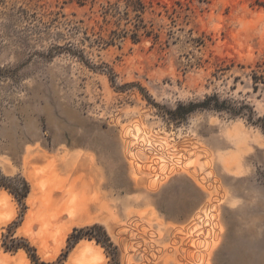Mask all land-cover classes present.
I'll use <instances>...</instances> for the list:
<instances>
[{"label": "rangeland", "instance_id": "rangeland-1", "mask_svg": "<svg viewBox=\"0 0 264 264\" xmlns=\"http://www.w3.org/2000/svg\"><path fill=\"white\" fill-rule=\"evenodd\" d=\"M261 62L264 0H0V264H264Z\"/></svg>", "mask_w": 264, "mask_h": 264}, {"label": "trees", "instance_id": "trees-1", "mask_svg": "<svg viewBox=\"0 0 264 264\" xmlns=\"http://www.w3.org/2000/svg\"><path fill=\"white\" fill-rule=\"evenodd\" d=\"M79 2L81 1H84V0H78ZM132 3V2H130ZM135 4H137L139 7L143 8L142 7V4L140 2H134ZM14 12V11H13ZM18 15V17L20 19H24V20H27V27L30 29V31H36V30H39V29H43L45 31V33L47 34H50L51 32H49L50 28H53V27H56L55 24L57 23V20L56 19H51L47 22H44L43 21V18L40 17H36V15L33 13V14H29L27 10L23 9V8H19L16 12H14ZM74 31H77L78 28H75L73 27L72 29V32ZM62 34L60 32H56V34H54L55 37H59L61 36ZM135 39V37L133 38ZM102 41V40H101ZM100 44V43H98ZM67 46H69L70 48H72V45L71 44H68ZM65 47V46H64ZM259 68L261 69V71L263 72L264 71V62H261L260 65H259ZM254 83H256V80H257V83L258 81L263 83L264 81V78L263 76H254ZM254 90H257V86L255 84L254 86ZM209 100H213V104H210L209 103ZM203 105L205 106H209V105H213V108L216 109V110H220V109H226L225 108V105L224 104H219L217 102V99L213 98V99H208L206 102L203 103ZM196 106H192L191 109H194ZM228 109V108H227ZM192 111V110H190ZM8 180L6 177H3L1 174H0V189L1 188H4V189H7L9 190V192L13 195H15L18 200H23L28 192H29V188H28V185L27 183L24 181V180H20V184H16L15 186H13L10 190L9 186H7V184H5V181ZM82 230H79L76 232L75 234V238L77 237V239L79 238V234H81ZM91 238V237H90Z\"/></svg>", "mask_w": 264, "mask_h": 264}, {"label": "bare ground", "instance_id": "bare-ground-1", "mask_svg": "<svg viewBox=\"0 0 264 264\" xmlns=\"http://www.w3.org/2000/svg\"><path fill=\"white\" fill-rule=\"evenodd\" d=\"M141 128V127H140ZM144 130V129H143ZM134 131H136V130H134ZM133 131V132H134ZM145 133V132H144ZM139 137H141L140 135H139V133L138 132H135L134 134H133V139H135V140H138L139 139ZM141 140V139H140ZM136 143H134V145H135ZM126 153L128 154V155H131L132 153H133V149H131V148H127L126 149ZM171 172V171H170ZM167 173H169V172H167ZM171 174V173H170ZM168 176V175H167ZM45 186H48V187H50V185H48V184H46ZM82 208L79 206V207H77V206H75V205H72L71 206V208H70V211L71 212H73V213H76V212H78V211H80ZM208 214L206 213V214H203V217L201 218V222H202V220L203 219H207L208 217ZM205 220L203 221V222H205ZM208 221H206L205 222V224L207 223ZM205 224H203V225H205ZM196 235V234H195ZM198 235V234H197ZM199 238V237H198ZM197 250V252L198 251H200L199 249H196ZM202 250V249H201ZM195 253V252H194ZM27 263H28V261H27Z\"/></svg>", "mask_w": 264, "mask_h": 264}]
</instances>
